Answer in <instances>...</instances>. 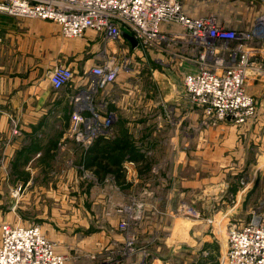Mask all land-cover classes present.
Listing matches in <instances>:
<instances>
[{
  "label": "crops",
  "instance_id": "crops-1",
  "mask_svg": "<svg viewBox=\"0 0 264 264\" xmlns=\"http://www.w3.org/2000/svg\"><path fill=\"white\" fill-rule=\"evenodd\" d=\"M183 3L189 13L213 12L222 24L238 31L251 29L264 15V0ZM125 40L123 36L118 41L117 50L113 48L117 41L109 43L102 34L89 31L84 37H65L53 21L0 11V207L8 202L14 175H21L23 191L28 193L65 191L85 175L91 209L102 208L107 225L92 235L90 252L98 249L110 256L126 248V233L118 225L127 218L137 251L125 254L121 264H138L144 252L150 264H226L232 227L261 218L250 208L252 192L261 185L264 193V36L247 43L253 62L247 89L258 106L256 117L247 123L205 127L202 109L190 102L183 84L187 73L204 67L202 48L184 37L153 49H158L156 56L165 50L166 60L172 63L166 68L175 71L153 72L158 85L175 89L168 94L170 105L151 104L153 116L148 121L124 120L123 113L131 109L126 105L129 96L120 88H125L124 80L132 72L123 71L94 98L96 103L106 101L107 109L116 113L115 135L92 144L79 142L71 132V120L59 119L63 108L69 106L72 114L73 95L90 89L91 67L113 50L121 58ZM57 64H66L76 73L71 86L60 90L53 89L47 74ZM14 127L20 128L19 133H13ZM238 171L250 180L260 179L238 185L233 179L243 175ZM52 175L56 183L43 179ZM260 201L264 207V199ZM64 202L70 206L74 200ZM119 206L125 208L123 213ZM184 206L196 209L200 216L185 210L180 214ZM237 214L247 220L234 217ZM235 218L243 221L240 226Z\"/></svg>",
  "mask_w": 264,
  "mask_h": 264
},
{
  "label": "built area",
  "instance_id": "built-area-1",
  "mask_svg": "<svg viewBox=\"0 0 264 264\" xmlns=\"http://www.w3.org/2000/svg\"><path fill=\"white\" fill-rule=\"evenodd\" d=\"M0 11L54 21L65 37H84L93 31L114 43L125 31L138 40L134 48L125 40L121 58L113 50L103 62L94 64L89 70L90 89L73 95L70 129L79 142L92 144L111 135L116 113L107 109L106 101L96 103L94 98L113 85L123 71L133 70L131 54L163 49L166 43L184 37L202 48L204 67L198 73H187L183 84L190 102L202 109L204 123L242 125L257 113L255 98L247 89L248 71L253 65L247 43L264 36V15L251 29L238 31L222 24L213 12L189 13L183 0H0ZM233 42L236 44L231 47ZM127 51H131L130 56ZM47 74L53 89L60 90L71 86L76 73L66 64H57ZM187 213L200 216L192 207ZM119 228L126 233V248L105 264H121L125 254L134 252L136 238L129 221L122 220ZM1 230L0 264H68L71 260L68 253L57 251L55 241L39 225L4 223ZM143 254L138 264H149L147 253ZM225 261L264 264L263 219L253 218L229 231Z\"/></svg>",
  "mask_w": 264,
  "mask_h": 264
},
{
  "label": "rangeland",
  "instance_id": "rangeland-1",
  "mask_svg": "<svg viewBox=\"0 0 264 264\" xmlns=\"http://www.w3.org/2000/svg\"><path fill=\"white\" fill-rule=\"evenodd\" d=\"M118 41L113 45V48H117V50H119ZM230 46L234 47L233 44H230ZM163 48H166V46H164ZM153 49L154 48H151V50ZM153 51L150 53L149 49H147L146 51H144V53H139L140 55L131 54L133 60V63L130 64L131 68L133 69L131 71L132 77H127V79H125L123 83L125 88H120L124 90L127 96H129L128 99H126V105L128 109H131L130 112L123 113L124 120L148 121L150 117L152 118L153 116H150L152 114V111L149 108L151 104L159 103V105L163 107L170 105L169 103L172 102V99L170 98V101L168 94H170V92L175 89L170 86L161 87L160 85H158L159 82L155 78L153 72L154 69H158V71L162 73L165 72L166 69H169L173 72L175 71L172 67L166 68V64L170 66L172 63L170 60H166L167 53H165V50L162 51L163 54L161 56H156L158 49ZM130 53L131 51H127L126 55L130 56ZM171 55V53H168V56L171 57ZM174 84L177 85L178 81H174ZM117 88L118 87L116 86L115 89L117 90ZM255 101L256 107H258L256 98ZM142 104L143 106H141ZM256 115L254 117H256ZM204 118L205 117L203 116V124L205 125V127H209V125L204 123ZM59 119L71 120V108L69 106H65V108H63V113L60 115ZM217 126L218 125L212 127ZM143 130L144 133L147 132L146 129ZM19 131V127L13 128L14 134L19 133ZM112 135H115L114 128L111 135H109L108 137H111ZM241 169L242 168H240L239 170ZM238 173L243 174V171H238ZM256 177H253L250 180V177L248 175L244 176L243 174L237 175V179L234 176L233 179L237 181L238 185L245 186L247 181L250 184L253 179L255 181H258L260 179V177ZM21 178V175H14L13 190L7 193V205L4 204L2 207H0V239L2 231L1 226L4 223H19L24 225L36 224L41 226L44 234L49 239L55 241L57 251L68 253L71 256V260H73L74 262L71 261L70 264H86L88 263L89 259L94 260L95 264H105V262L109 260V257L112 258V255L109 256L107 254H104L103 256L102 253H104L105 251L103 252L98 249L96 253L90 252L91 248L89 247V241H91L92 235L96 236L97 233H100L102 230H104L107 225L102 219L103 209L98 207L91 209V201L85 193L88 188V184L86 182V179L88 178L87 176H79L78 181L75 182L76 184H74L73 187H69L70 189L65 191L61 189V191L56 192L34 191L31 193L23 191ZM43 179L46 181H55V183L57 182V177L53 175L43 177ZM257 186L258 185H256L255 188H257ZM54 188L57 189L59 188V186L54 185ZM261 190L262 186L259 185V190L256 189L254 190V193L252 192V194H254V198L251 202L250 211L252 212L250 213H253L255 217H261L260 219L264 220V207L261 205L260 201L264 199V197L262 196V194L264 193H262ZM1 194L5 195V193ZM10 199H12V203L9 202ZM28 199L32 201L30 202V204H28L27 202ZM71 199H73L74 202L70 204V206H67L65 204L66 202L64 201H70ZM117 210L123 213L125 211V208L119 206L117 207ZM184 210L187 213L188 207H181L180 214H182ZM194 210L197 211L196 209ZM192 216L195 217L194 215ZM239 216L240 215L237 214V216L235 215L234 217L239 218ZM240 218L245 219L243 218V215H241ZM234 220H236L235 223L237 224V226H240L241 222H243L241 220L238 221L236 218ZM246 220L247 219H245L244 221ZM233 227L236 226L234 225ZM135 247L136 246L134 245V251H137Z\"/></svg>",
  "mask_w": 264,
  "mask_h": 264
},
{
  "label": "water",
  "instance_id": "water-1",
  "mask_svg": "<svg viewBox=\"0 0 264 264\" xmlns=\"http://www.w3.org/2000/svg\"><path fill=\"white\" fill-rule=\"evenodd\" d=\"M122 35L132 43L133 47L137 46L138 40L135 37L125 31L122 32Z\"/></svg>",
  "mask_w": 264,
  "mask_h": 264
},
{
  "label": "bare ground",
  "instance_id": "bare-ground-1",
  "mask_svg": "<svg viewBox=\"0 0 264 264\" xmlns=\"http://www.w3.org/2000/svg\"><path fill=\"white\" fill-rule=\"evenodd\" d=\"M70 262H71V260H70V261H68V264H70Z\"/></svg>",
  "mask_w": 264,
  "mask_h": 264
}]
</instances>
